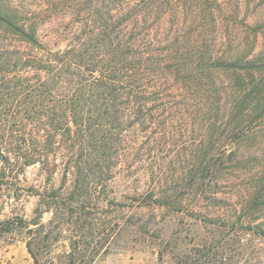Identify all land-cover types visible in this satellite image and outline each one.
<instances>
[{"label":"trees","instance_id":"trees-1","mask_svg":"<svg viewBox=\"0 0 264 264\" xmlns=\"http://www.w3.org/2000/svg\"><path fill=\"white\" fill-rule=\"evenodd\" d=\"M69 2L71 20L57 25L0 0V194L18 197L19 173L36 164L53 177L63 149V177L72 178L70 189L35 191L32 219L0 221V235L27 230L34 264H98L95 195L129 135L198 131L203 175L219 171L217 145H235L236 155L264 119V56L253 54L260 24L242 37L219 0ZM257 184L252 203L264 209V161ZM63 230L69 249L56 258Z\"/></svg>","mask_w":264,"mask_h":264},{"label":"rangeland","instance_id":"rangeland-1","mask_svg":"<svg viewBox=\"0 0 264 264\" xmlns=\"http://www.w3.org/2000/svg\"><path fill=\"white\" fill-rule=\"evenodd\" d=\"M14 1L30 15L58 25L72 18L69 1L79 0ZM54 2L61 3L58 12L48 10ZM219 2L227 21L243 27L242 37H253L251 27L260 24L253 54L264 56V0ZM143 136L129 135L113 178L95 195L102 236L95 263L264 264V238L256 230L264 224V209L252 203L264 161V119L255 124L236 155H230L235 145H217L219 171L203 175L194 163L203 148L198 131L184 133L179 124L160 141L148 142ZM64 153L63 149L57 156L53 177L40 164L19 173V196L0 194V221L32 219L40 202L35 191L48 195L53 187H72V178L63 177ZM51 217L45 213L42 223ZM68 236L64 230L58 233L51 248L54 257L69 249ZM0 264H34L25 228L0 235Z\"/></svg>","mask_w":264,"mask_h":264}]
</instances>
